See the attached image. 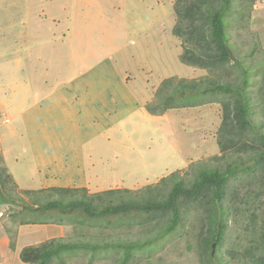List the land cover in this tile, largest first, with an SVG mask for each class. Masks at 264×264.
<instances>
[{
  "label": "rangeland",
  "instance_id": "1",
  "mask_svg": "<svg viewBox=\"0 0 264 264\" xmlns=\"http://www.w3.org/2000/svg\"><path fill=\"white\" fill-rule=\"evenodd\" d=\"M175 1L0 0V175L3 179L10 176L4 193L9 209L3 220L4 239L15 254L11 264H26L20 260L22 249L51 240L88 246L64 253L66 264H120L126 244L135 245L138 264L209 263L200 246L199 211L188 214L183 228L160 236L162 224L138 226L123 219L107 225L83 218L40 217L21 210L22 204L34 209L56 199L69 202L83 195L80 192L58 196L42 188L48 171L39 170L36 157L48 154L52 155L50 159H63L59 168L51 170L57 172L60 180L70 175V185L88 186L68 189H86L90 196L108 190L132 191L129 195L121 193L113 200L115 203L131 199V195L136 199L148 197V186L168 193L174 184L173 173L189 186L206 168L224 171L226 164L236 159L228 156L224 161L214 160L221 156L217 144L219 105L171 111L168 124L172 134L164 131L167 121L159 126L144 110L130 114L123 110L113 114V118L122 120H103L102 133L92 138L88 137L93 132L90 121L80 120L77 110H71V117L79 120L70 121L62 119L60 110H48L46 93L84 72L86 78L113 83L104 88L110 108L108 96L116 83L112 68L139 79L147 77L156 91L165 79L203 75L180 61L182 43L172 34ZM226 22L229 45L236 56L229 80L240 84L247 71L260 86L264 73V0H235ZM98 83L96 80L94 91ZM155 97L156 92L151 102ZM253 120L256 126L263 123L259 110ZM77 127L82 129L81 137L72 130ZM65 128L67 137L63 135ZM57 138L61 140L45 145ZM34 139L35 145L43 142L44 146H33ZM77 161L81 163L80 170L76 168ZM240 200L230 203L237 208L234 212L239 219ZM246 222L243 219L230 238L239 236L234 244L236 250L246 244L247 235L242 231ZM224 262L230 264L227 257Z\"/></svg>",
  "mask_w": 264,
  "mask_h": 264
},
{
  "label": "trees",
  "instance_id": "2",
  "mask_svg": "<svg viewBox=\"0 0 264 264\" xmlns=\"http://www.w3.org/2000/svg\"><path fill=\"white\" fill-rule=\"evenodd\" d=\"M234 4L235 0L175 1L172 34L182 43L180 61L205 73L200 79L171 77L163 80L155 101L145 105L151 116H163L171 110L219 105L221 118L217 144L221 156L214 160L220 162L228 156H236L232 163L226 164L224 171L206 168L189 186L173 173L174 184L168 193L159 187L148 186L145 189L148 197L136 199L131 195V199L117 203L113 200L121 193L129 195L132 191L108 190L90 196L86 189L53 188L50 191L58 196L80 192L83 195L69 202L56 199L34 209L22 204L21 210L40 217L83 218L107 225L123 219L138 226L162 224L160 236L171 235L183 228L188 214L195 210L202 213L200 246L208 264H227L225 257L230 264H264V73H261L260 86L247 71L240 84L229 80L230 66L236 56L229 45L226 16L234 9ZM225 76L227 80H224ZM256 110L263 116L259 126L253 120ZM8 179L10 176L3 179L0 175V205H6L8 201L4 196ZM239 200L242 206L240 219L234 212L237 208L232 205ZM243 219H247L242 230L247 241L241 250H236L234 244L239 236L236 235L234 240L230 238ZM124 246L120 264H138L140 258L134 255L135 245ZM81 247L88 248L85 244L51 240L40 246L25 247L20 252V259L26 264H66L64 253L76 252Z\"/></svg>",
  "mask_w": 264,
  "mask_h": 264
},
{
  "label": "crops",
  "instance_id": "3",
  "mask_svg": "<svg viewBox=\"0 0 264 264\" xmlns=\"http://www.w3.org/2000/svg\"><path fill=\"white\" fill-rule=\"evenodd\" d=\"M70 20L71 18L69 19L67 17V21L70 22ZM68 30L69 28L67 29V35H65L66 38L69 35ZM110 64H111V67H114L112 63ZM112 69L114 70L113 78H114V81L116 82L113 89L110 91V95L108 96V100H110L112 104V108L109 107V105L107 104V98L104 97V94H105L104 88L112 85L113 83H109L107 81L101 82L100 78H97V79L96 78L95 79L86 78L85 77L86 74L84 72V73H81L76 78L77 80L73 78L70 80L66 79L60 86L56 85L55 87L51 88L46 93L47 95L45 96V98L47 99V101H49L48 110L51 108L49 112H51L53 109L55 111L60 110L62 112L61 114L62 119L65 121H70V119L72 120L88 119L91 123V128H93V132L88 136L89 138H92L93 136L102 133V131L100 130L102 128L100 127V124L103 120H105L107 123H110L113 121L114 123H118L120 120H122V118H113V114H116V115L121 114V111L123 112V110H126L128 114L136 113L139 110H142V111L144 110L146 113H148L145 110V105L153 100L155 92H156V87L155 86L152 87L150 85L147 77L145 80H143L137 77H133L132 75H129V73L127 72L124 74H120L119 72L116 71L115 68H112ZM151 71L152 70H150V72ZM150 72H147V74H149ZM204 73L205 72L202 71L203 75ZM203 75L196 76L195 78L202 77ZM192 78L190 77L189 79H192ZM96 80H98L99 83H98L96 90L94 91L93 88L95 87L94 84ZM133 81L138 82V84H133ZM71 110H77L76 115L78 116L79 119L76 118L75 116L71 117L73 115V113H71ZM171 111H168L163 116H151L149 113L148 114L155 121L158 122L159 126L164 124L163 121L165 122L167 121V123H165L166 129L164 131L165 132L168 131L170 134H172L174 133L173 129L170 126V124H168L169 114L171 113ZM69 128L70 127L67 126V129ZM72 130L76 133L77 137H81V131H82L81 127L72 128ZM63 135H66L67 137L66 128H65V132H63ZM35 140L36 139H34L32 142L33 146L35 147L44 146L43 142H40L38 145H35ZM57 140H61V138L52 139V142H45V145L48 143H53ZM0 153H1V148H0ZM51 156L52 155L48 154L47 156L48 158L45 156L41 158L36 157L37 162L40 164L39 170L44 169L48 171L46 172L44 176L45 177L44 180H46V183L42 187L43 189L69 188L73 186L81 187V188H88V186H86L87 184L85 183L84 185L83 184L77 185L75 183L70 185L69 180H73L71 179L70 175L69 177H65L63 180H60V178L56 174L57 172L52 173L51 170H54V169L56 170L55 166L59 168V165L63 159L58 158V157H52L50 159ZM4 164L5 162L2 163L3 168H5ZM76 168H78V170L81 169V163H79L78 161L76 162ZM5 169L6 171H8L7 168ZM62 172H64V170H62ZM62 177H64L63 174H62ZM62 181L64 182V185L61 183ZM4 237H5L4 220L3 221L0 220V264H11L12 260L15 259V256H14L15 254L12 252L13 250L10 249Z\"/></svg>",
  "mask_w": 264,
  "mask_h": 264
},
{
  "label": "built area",
  "instance_id": "4",
  "mask_svg": "<svg viewBox=\"0 0 264 264\" xmlns=\"http://www.w3.org/2000/svg\"><path fill=\"white\" fill-rule=\"evenodd\" d=\"M6 209L8 210L9 207L6 205H0V218H3L6 216V213H5V211H7Z\"/></svg>",
  "mask_w": 264,
  "mask_h": 264
},
{
  "label": "water",
  "instance_id": "5",
  "mask_svg": "<svg viewBox=\"0 0 264 264\" xmlns=\"http://www.w3.org/2000/svg\"><path fill=\"white\" fill-rule=\"evenodd\" d=\"M215 250H216V244L213 245V250H212V256L214 257L215 255Z\"/></svg>",
  "mask_w": 264,
  "mask_h": 264
},
{
  "label": "clouds",
  "instance_id": "6",
  "mask_svg": "<svg viewBox=\"0 0 264 264\" xmlns=\"http://www.w3.org/2000/svg\"><path fill=\"white\" fill-rule=\"evenodd\" d=\"M4 218V217H3ZM0 219H2V218H0Z\"/></svg>",
  "mask_w": 264,
  "mask_h": 264
}]
</instances>
